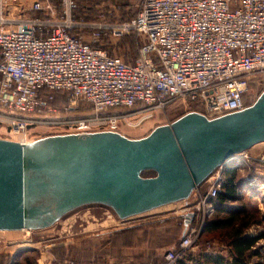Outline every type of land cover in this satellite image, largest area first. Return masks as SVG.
Masks as SVG:
<instances>
[{"label": "built area", "instance_id": "1", "mask_svg": "<svg viewBox=\"0 0 264 264\" xmlns=\"http://www.w3.org/2000/svg\"><path fill=\"white\" fill-rule=\"evenodd\" d=\"M74 8V0H58L56 9L34 0L30 9L36 13L12 25L0 0V122L7 136L0 139L27 143V126L54 114V102L81 110L51 123L82 136L118 132L120 122L135 126L151 110L166 117L169 106L214 118L249 105V77L264 69V0H139L134 16L116 23L75 19ZM102 31L142 40L135 60L125 63L95 46ZM121 108L134 111L112 110ZM131 115L134 121L127 120ZM200 186L190 194L194 202L183 206L195 211L198 225L176 250L164 252L162 264H176L212 214L221 167Z\"/></svg>", "mask_w": 264, "mask_h": 264}, {"label": "water", "instance_id": "2", "mask_svg": "<svg viewBox=\"0 0 264 264\" xmlns=\"http://www.w3.org/2000/svg\"><path fill=\"white\" fill-rule=\"evenodd\" d=\"M262 141L264 88L240 110L186 112L139 138L96 131L0 139V231L47 227L87 204L125 219L186 200L224 161Z\"/></svg>", "mask_w": 264, "mask_h": 264}, {"label": "rangeland", "instance_id": "3", "mask_svg": "<svg viewBox=\"0 0 264 264\" xmlns=\"http://www.w3.org/2000/svg\"><path fill=\"white\" fill-rule=\"evenodd\" d=\"M33 1L1 0L3 13L7 18L13 19L11 23L14 25V20L30 16V5ZM49 1L54 2L55 0L45 1L53 7V3ZM122 1L75 0V3L79 15H84L87 18H96L95 20H97L103 19L104 13L107 12L110 5H122ZM133 2L137 5L139 0H134ZM117 17L123 19L120 13L117 14ZM80 18L83 19V17ZM103 20L105 21V19ZM109 36L108 39H105V45H108L107 48H111V50L107 51L118 56L121 53V49L112 47V45L119 43L121 37L126 35L113 37L109 34ZM133 37L135 44L139 45L142 42L138 37ZM249 82L244 95L246 104L253 102L264 88V69L251 74ZM53 107L55 109L54 114L40 120L36 119L34 123L27 126V143L49 136L74 133L70 128H61L60 125L52 124L51 122H63L69 117L80 116L82 115L81 110H64L63 104L61 105L59 102H54ZM118 110V112L123 111L124 113L134 111L123 108ZM186 112V110L169 106L166 107V117H164L158 110H151L150 117L135 126H128L124 122H120L118 132L129 138H139L146 135L155 126L170 123ZM0 113L5 114L1 108ZM135 118L136 116H132L127 120L134 121L133 119ZM2 128H5V124L0 122V137L5 138L7 136L1 133ZM257 148L259 150L256 152ZM235 156H240L246 162V166L255 164V168H257L256 173L259 176L263 175L264 161L262 157L264 156V141L256 143L232 157ZM238 173V178H240L239 176H245L243 169H240ZM246 183H248L247 187L248 185L252 187L254 182L249 181ZM200 187V191L204 192L205 186ZM258 187L259 189L255 192H250V195L240 190L241 188L239 189L240 192L238 191L243 195L242 208L246 214H251L250 221L243 228V233L248 236H262L254 244L253 253L248 257V264H264V192L260 193L261 190L264 191V187L261 185ZM192 198L185 201L192 203L194 199ZM185 201L181 200L169 203L125 219L117 218L113 211L104 205L87 204L65 213L47 227L0 231V264H9L7 262L11 260L14 254L19 255L16 259L19 261H16L18 262L17 264H53L63 259L75 261L97 260L105 264H113L115 262L152 264L153 262H158L165 251L176 250L177 247L174 249L175 246H178L180 240L191 229L186 215L189 210L183 211ZM237 204L239 203H234V205ZM197 225L198 222L196 220V223L192 226L196 227ZM187 226L188 229L181 239L182 228H186ZM199 233L191 247L186 250L192 252L198 250L208 251L212 247L213 249L211 250L217 252H222L223 250V254H225L223 244L216 241L215 245L210 246L208 242H203L201 238L199 239Z\"/></svg>", "mask_w": 264, "mask_h": 264}, {"label": "trees", "instance_id": "4", "mask_svg": "<svg viewBox=\"0 0 264 264\" xmlns=\"http://www.w3.org/2000/svg\"><path fill=\"white\" fill-rule=\"evenodd\" d=\"M38 1L43 3L46 0H38ZM133 1L134 0H123L122 5L121 4L110 5L107 9V12L104 13L103 19H105V21L109 23H113L116 21L122 22V21L130 20L134 16L137 9V5H135ZM50 3H53V7L55 9L57 8L58 0H55L54 2H50ZM77 9L78 8L75 3V8L73 10V17L75 19H79L80 17H83V20L85 19V21H93L96 19V18L95 19L87 18L84 15H79ZM34 13L36 12L31 11L30 16L33 15ZM118 13L122 14L123 19L117 17ZM89 32L90 30H86L83 32L84 39H87ZM125 35L126 36L121 37V41L119 43L112 45V47L121 49V53H119V55H121L122 57L108 52L109 50H111V48L109 49L107 48L108 45H105V39H108L110 37L107 31H102L100 33V37L98 38L97 42H95L94 45L104 49L109 56L118 57L125 63H131L137 57V50L140 44L139 45L135 44L133 34L127 33ZM112 110H118V109H112ZM254 165L246 166L245 161L240 160V158L236 160V158L233 157L228 158L220 165L221 187L220 190L211 199L213 206V213L203 223L198 237L199 239L201 238L203 242H208L210 246L215 245V243H217L216 241L223 244L225 249V254H223V250L222 252L211 250L213 249L212 247L208 251L198 250L196 252H192L190 250H185L179 254L176 264H248V257L250 254L253 253L252 249L254 247V244L262 236H258V235L248 236L243 233V228L250 221L251 214H246L241 206L243 195L239 193L240 192L239 189L241 188L240 190H243L247 195H250L251 194L250 192L257 191L259 185L264 187V173L262 176H259L256 173L257 168H255L256 166ZM240 169L244 170L245 176L244 175L243 176L245 178L243 176H239L240 178L237 177L239 174L238 171ZM153 174L154 173L151 170H144L140 173L142 177H149L152 176ZM249 181L254 182L252 187H249V185L248 187L246 186L248 184L246 182ZM261 192L262 191H260V193ZM189 198H192V196L188 197L186 200H188ZM193 202L194 199L192 203ZM234 203H239V204L234 205ZM186 215L189 220V224L192 228L193 227L192 225L196 223L195 211L190 210ZM188 226L186 228H182V232L180 235L181 239L185 235ZM176 247L177 245L175 246L174 249H176ZM163 254L162 257L160 258V261L153 262L152 264H162L164 262ZM18 257L19 255L14 254L11 257V260H9V262L7 263L9 264L15 263L16 261H18L16 260ZM18 262H16L15 264H17ZM75 262L102 263L101 261H97V260L75 261ZM113 264H134V263L115 262Z\"/></svg>", "mask_w": 264, "mask_h": 264}, {"label": "crops", "instance_id": "5", "mask_svg": "<svg viewBox=\"0 0 264 264\" xmlns=\"http://www.w3.org/2000/svg\"><path fill=\"white\" fill-rule=\"evenodd\" d=\"M259 149L257 148L255 151L257 152ZM233 158H236V160L237 159H239L240 158V160H243L240 156H235V157H233ZM244 161V160H243ZM259 189V188H258ZM262 191V190H261ZM262 192H264V191H262ZM257 195V194H256Z\"/></svg>", "mask_w": 264, "mask_h": 264}]
</instances>
